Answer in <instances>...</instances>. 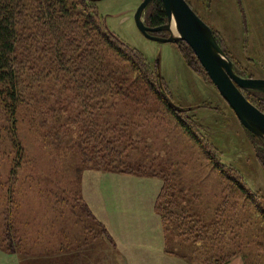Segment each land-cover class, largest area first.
Here are the masks:
<instances>
[{
	"label": "rangeland",
	"instance_id": "1",
	"mask_svg": "<svg viewBox=\"0 0 264 264\" xmlns=\"http://www.w3.org/2000/svg\"><path fill=\"white\" fill-rule=\"evenodd\" d=\"M90 1L102 25L128 53L147 60L164 101L181 113L170 114L152 98L140 100L139 106L117 101L110 109H101L95 101L84 103L67 76L56 70V63L49 59L48 64L40 53L24 74V101L14 119L0 85V242L7 247L14 241L24 257L32 251L29 255L38 264H44L40 253L49 248L45 262L59 264L60 247L77 251L79 264H139V244L153 225L148 197L158 193L162 178H167L169 189L157 209L159 219L168 216L170 228L169 215L189 207L196 214L192 223L204 218L210 227L205 237L202 225L193 226V238L167 231L165 253L188 257L180 264H221L234 257L243 264H264L260 146L183 41L158 44L138 32L133 17L142 0ZM185 1L218 38L237 76L264 79V0ZM150 5L142 15L145 22ZM164 34L165 39L172 35ZM244 95L264 113L263 92L250 90ZM178 120L192 129L194 140ZM111 126L115 136L109 137V153L100 133ZM113 169L122 171L109 172ZM237 182L248 193L236 190ZM84 199L105 220L109 237L94 225L99 220ZM138 201L142 208L122 213L127 204ZM217 210L224 211L225 220V234L219 229V237L214 235Z\"/></svg>",
	"mask_w": 264,
	"mask_h": 264
},
{
	"label": "trees",
	"instance_id": "2",
	"mask_svg": "<svg viewBox=\"0 0 264 264\" xmlns=\"http://www.w3.org/2000/svg\"><path fill=\"white\" fill-rule=\"evenodd\" d=\"M150 8L151 12L146 18V23L151 27L163 25L166 16L161 0H153ZM187 48L189 49L188 46ZM40 53L44 54L47 63L49 59L56 63V70L67 76L68 85L75 86L78 99H82L84 103L95 101L94 103H99L101 109H105L117 101L139 106L140 100L146 102L152 98L165 106L170 114L177 111L164 101L152 80L153 71L149 69L147 60L138 52L137 55L133 52L128 53L125 44L105 29L95 5L90 0H0V85L3 87L2 96L5 106L13 119L17 115L18 106L24 101L22 92L24 74L29 69L32 59L37 56V60ZM187 66L191 67L190 60L187 61ZM180 111L177 112L181 113ZM178 125L184 128L193 140L195 139L192 129L187 128L185 123L179 121ZM114 130L115 127L111 126L104 131L102 127V132L100 131V135L106 137L102 141L107 144L106 151L109 153L112 152L108 147L112 145L109 141L115 136ZM105 132L109 135L106 136ZM248 134L252 141L260 146L258 157L264 169V140L249 132ZM128 138L131 139V136ZM15 143L17 144V140ZM111 163L116 161L112 160ZM121 171V169H113L109 172L121 173ZM162 181L155 204L157 213L161 198L169 189L168 179L162 178ZM234 188L241 194L248 193L244 185L238 182L235 183ZM83 206L86 213L90 214L87 205L83 204ZM192 211L194 210L185 207L177 213L176 211L171 213L170 228L166 226V221L169 222L166 220L168 216H161L164 246L169 239L167 231L179 232L181 236L187 235L193 238V226L202 225L200 228L204 231L203 237L208 234L210 226L207 220L203 218L197 220L196 224L192 223L191 219L196 215L195 211L194 213ZM223 214L224 211L217 210L214 215L216 237L220 236V232L225 234ZM97 223L94 225L99 227L102 236L109 237L104 225ZM174 245L178 246V242H174ZM15 246L14 241H11L7 247H4V242H0V248L8 254L17 253ZM166 248L165 246V252H167ZM172 254L189 261L188 257ZM232 259H225L221 264H228Z\"/></svg>",
	"mask_w": 264,
	"mask_h": 264
},
{
	"label": "water",
	"instance_id": "3",
	"mask_svg": "<svg viewBox=\"0 0 264 264\" xmlns=\"http://www.w3.org/2000/svg\"><path fill=\"white\" fill-rule=\"evenodd\" d=\"M153 0H142L134 11L133 21L138 32L150 41L174 44L183 41L191 49L201 68L204 69L213 87L219 92L243 128L264 140V113L248 101L243 91L264 93V79H246L233 71L230 59L217 44L213 33L204 21L190 8L185 0H161L166 16L165 24L147 26L142 15ZM169 32V38L152 36L156 32ZM176 34L177 36H174ZM177 111L175 105L170 103Z\"/></svg>",
	"mask_w": 264,
	"mask_h": 264
},
{
	"label": "crops",
	"instance_id": "4",
	"mask_svg": "<svg viewBox=\"0 0 264 264\" xmlns=\"http://www.w3.org/2000/svg\"><path fill=\"white\" fill-rule=\"evenodd\" d=\"M102 173V171L100 172ZM118 175V174H115ZM121 176V174H119ZM124 181H128V179H125ZM130 181V180H129ZM143 180H140V182H138V180L136 181L137 183H144L141 182ZM150 184V183H148ZM86 191V197L88 199H90V195L88 194L90 191H88L87 189ZM160 191V188H159ZM158 193H154L152 196L148 197L149 200V204H148V212L153 214V216H151V221L153 222V225L151 226V233L148 231L147 235H144L142 238V243L139 244V264H180L181 262L185 263L186 261L178 256H173L170 254L165 253V246H164V235L162 232V223H160V219L157 215V212L155 211V204H156V199L157 196L159 194ZM85 196V195H84ZM88 199H84L85 203H87L89 210L93 211V205L92 203L88 200ZM128 199V198H126ZM125 199V200H126ZM135 204V206L133 207V205ZM134 204H127L126 207L124 208V212H122L123 214H127L129 215L132 212H136L138 210L139 206L138 204L141 205V201L135 202ZM123 205V203H122ZM123 207V206H122ZM142 208V207H141ZM144 208V207H143ZM107 210L106 208L103 209ZM153 212V213H152ZM94 214V216L99 220V222L105 226L106 230L108 233H110V230L108 228V225L106 224L105 220L101 219L100 215L96 214V212L94 213V211L92 212ZM103 214V213H102ZM121 214V215H123ZM106 217V214H104ZM103 216V215H102ZM100 217V218H99ZM104 217V218H105ZM123 217V216H122ZM141 234H145L144 230H140V235ZM31 246H32V241H28ZM30 247V246H29ZM50 249V248H49ZM49 249H45L44 251H42L41 254V260L42 262H44V264H47L45 262V260L48 258V255L50 254ZM64 247H60L59 250H57L58 254V263L59 264H79V260L82 261V259L78 258V252L75 250H68L69 252H67V250H63ZM31 252L28 253V255L26 257H24L23 255H21L20 251L17 250V253H6L4 252L1 248H0V260L5 261V264H38L37 260L35 257L33 258V255H29L31 254ZM92 254H98V252L92 253ZM91 254V255H92ZM30 258V259H28ZM31 260H34V262H32ZM7 262V263H6ZM50 264V262L48 263ZM84 264V263H82ZM228 264H243V262L241 261L240 257H234L233 260H231Z\"/></svg>",
	"mask_w": 264,
	"mask_h": 264
},
{
	"label": "flooded vegetation",
	"instance_id": "5",
	"mask_svg": "<svg viewBox=\"0 0 264 264\" xmlns=\"http://www.w3.org/2000/svg\"><path fill=\"white\" fill-rule=\"evenodd\" d=\"M190 6V5H189ZM191 8V7H190ZM194 11V10H193ZM195 12V11H194ZM196 13V12H195ZM198 15V14H197ZM134 22V21H133ZM144 23L147 25V26H149L148 25V23H146L145 21H144ZM149 27H151V26H149ZM154 27H157V26H153L152 28H154ZM150 35H152V36H158V37H161V38H165L167 35L166 34H164V32H156V33H154V34H150ZM215 35V34H214ZM215 39H216V42H217V44H219L220 46H221V44H220V42H219V40H218V38L217 37H215ZM150 41V40H149ZM153 43L155 42V43H158L159 44V42H157V41H152ZM160 44H162V43H160ZM171 44V43H170ZM172 45H175V44H172ZM246 91H243V93H245Z\"/></svg>",
	"mask_w": 264,
	"mask_h": 264
}]
</instances>
